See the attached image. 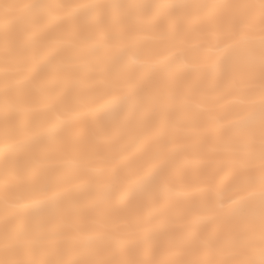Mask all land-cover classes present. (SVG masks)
Returning <instances> with one entry per match:
<instances>
[{"label":"snow or ice","instance_id":"1","mask_svg":"<svg viewBox=\"0 0 264 264\" xmlns=\"http://www.w3.org/2000/svg\"><path fill=\"white\" fill-rule=\"evenodd\" d=\"M0 264H264V0H0Z\"/></svg>","mask_w":264,"mask_h":264},{"label":"bare ground","instance_id":"2","mask_svg":"<svg viewBox=\"0 0 264 264\" xmlns=\"http://www.w3.org/2000/svg\"><path fill=\"white\" fill-rule=\"evenodd\" d=\"M9 2H21V0H9ZM23 2H29V0H23ZM67 67H68V66H66V65L58 64V65L53 69V72H54V73H57V74H59V73H63V72L66 70Z\"/></svg>","mask_w":264,"mask_h":264}]
</instances>
